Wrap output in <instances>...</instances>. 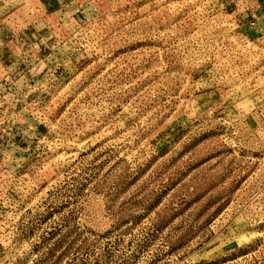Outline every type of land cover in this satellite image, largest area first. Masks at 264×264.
Instances as JSON below:
<instances>
[{
	"label": "rangeland",
	"instance_id": "obj_1",
	"mask_svg": "<svg viewBox=\"0 0 264 264\" xmlns=\"http://www.w3.org/2000/svg\"><path fill=\"white\" fill-rule=\"evenodd\" d=\"M0 264H264V0H0Z\"/></svg>",
	"mask_w": 264,
	"mask_h": 264
},
{
	"label": "crops",
	"instance_id": "obj_2",
	"mask_svg": "<svg viewBox=\"0 0 264 264\" xmlns=\"http://www.w3.org/2000/svg\"><path fill=\"white\" fill-rule=\"evenodd\" d=\"M261 30V29H260Z\"/></svg>",
	"mask_w": 264,
	"mask_h": 264
}]
</instances>
